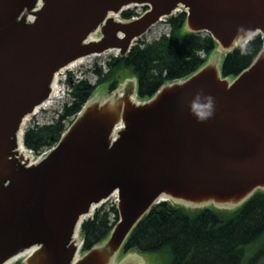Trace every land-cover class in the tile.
<instances>
[{
    "label": "water",
    "instance_id": "95a60500",
    "mask_svg": "<svg viewBox=\"0 0 264 264\" xmlns=\"http://www.w3.org/2000/svg\"><path fill=\"white\" fill-rule=\"evenodd\" d=\"M135 4L150 10L113 17ZM179 6L187 30L210 33L218 53L148 101L135 99L136 78L89 100L46 158L23 162L25 119L49 98L56 73L110 50L127 55ZM258 34L264 0H0V264L26 254L25 264H115L160 199L233 210L264 191V48L235 80L221 74L223 56ZM115 191L119 222L74 262L80 222Z\"/></svg>",
    "mask_w": 264,
    "mask_h": 264
},
{
    "label": "trees",
    "instance_id": "16d2710c",
    "mask_svg": "<svg viewBox=\"0 0 264 264\" xmlns=\"http://www.w3.org/2000/svg\"><path fill=\"white\" fill-rule=\"evenodd\" d=\"M132 11L122 16L129 19ZM170 36L152 43L139 42L127 56L107 61V72L96 67L95 85L81 80L72 86V102L66 104L52 125L28 128L25 145L35 151L57 143L97 87L106 86L110 94L121 84L123 72L138 79V99L148 100L167 82L185 79L203 67L215 54L218 43L209 33H191L186 16L168 19ZM262 35L255 36L245 48L236 47L222 63L223 77H236L248 68L263 49ZM72 119V120H71ZM116 220L119 218L117 209ZM111 210L98 208L94 217L82 224L85 250L104 242L115 224ZM127 248L148 254H169L171 264H264V191H257L241 207L219 211L214 207L190 213L180 206L161 202L133 230ZM23 264V263H19Z\"/></svg>",
    "mask_w": 264,
    "mask_h": 264
},
{
    "label": "rangeland",
    "instance_id": "374dc122",
    "mask_svg": "<svg viewBox=\"0 0 264 264\" xmlns=\"http://www.w3.org/2000/svg\"><path fill=\"white\" fill-rule=\"evenodd\" d=\"M128 9L136 15V14H141L145 10V7L144 6H131V7L127 8L126 10H128ZM115 18L126 20L122 17V14L116 15ZM169 30H170L169 23L167 21L166 22L163 21V22L157 24L156 26H154L153 28H151L149 30V32H147L143 37L135 40V44L139 43V42L152 43L156 40H159L160 37L165 35ZM215 53H218V48H217ZM118 55H119L118 52L112 51V52L104 53V54L99 55V56H95L91 60H88V61L84 62L83 64H81V66L78 67V69L75 68L74 70L76 72H72V73H74L77 76L76 79H86L91 84L95 85L97 83V80H98V75L95 72L96 67L97 66L102 67L104 69V71L106 72L107 71V63L106 62L109 61L112 57H116ZM128 78L132 79L133 76L129 75V73L123 72L120 80L122 81V83H124V81ZM64 85L66 86V96H64L65 94H63L64 93V87L61 85L63 87L62 93H60L58 97L54 98L52 104L41 109V111L37 115L32 116L26 122L25 129L37 127V126H45L47 124H52L53 122H55L59 118L58 116L64 111L65 105L70 104L72 101L71 95H69V93L71 91H70V86H69L68 82L65 81ZM120 86L118 88H120ZM109 95H111V94H110V90L108 87H106V86L97 87L94 95L92 96L93 97L92 99H94L97 96L103 97V99H104V98L109 97ZM65 124L68 127L71 124V121L67 120L65 122ZM113 199L114 198L108 200L101 207H105V209L110 208L113 204ZM186 209L190 213H195L196 211L199 210V208H197V207H189ZM220 210H222V209H219V211ZM110 219H111L112 223L115 222V220H116V212L115 211L111 210ZM145 255L146 256L143 255V259L139 260L141 262V264H144V263L145 264H171V256L169 254H148V253H145ZM25 258H26V256H22L20 259L15 261L13 264L23 263Z\"/></svg>",
    "mask_w": 264,
    "mask_h": 264
},
{
    "label": "bare ground",
    "instance_id": "6f19581e",
    "mask_svg": "<svg viewBox=\"0 0 264 264\" xmlns=\"http://www.w3.org/2000/svg\"><path fill=\"white\" fill-rule=\"evenodd\" d=\"M32 17V16H31ZM33 18V17H32ZM90 38H92V37H90ZM96 55H91V56H88V57H85V58H81V59H79L78 61H75V62H72L70 65H69V68H73V67H75V66H77V65H79V64H81V63H84V62H86V61H88V60H91L93 57H95ZM60 81H58L57 80V82H55L54 84H53V92H52V95H51V97L42 105V106H40V107H37V109L35 110V112L33 113V114H31V115H29L26 119H25V123L32 117V116H34V115H37L39 112H40V110H41V108H43V107H46V106H48V105H50V104H52V102H53V100H54V98L55 97H58V95L62 92V86H61V84L59 83ZM115 134L116 133H114L113 134V137H112V139L114 140V139H116V136H115ZM19 152L21 153V155H25L24 154V148L22 147V144L19 146ZM19 259V258H18ZM17 259H14V260H12V261H10L8 264H13L15 261H16Z\"/></svg>",
    "mask_w": 264,
    "mask_h": 264
},
{
    "label": "flooded vegetation",
    "instance_id": "af4514ba",
    "mask_svg": "<svg viewBox=\"0 0 264 264\" xmlns=\"http://www.w3.org/2000/svg\"><path fill=\"white\" fill-rule=\"evenodd\" d=\"M132 251H133L132 248H127V245L125 244L117 257V262L119 263L125 256H127L130 253H133Z\"/></svg>",
    "mask_w": 264,
    "mask_h": 264
},
{
    "label": "clouds",
    "instance_id": "9594fccd",
    "mask_svg": "<svg viewBox=\"0 0 264 264\" xmlns=\"http://www.w3.org/2000/svg\"><path fill=\"white\" fill-rule=\"evenodd\" d=\"M207 115L210 116L211 115V112H208Z\"/></svg>",
    "mask_w": 264,
    "mask_h": 264
},
{
    "label": "built area",
    "instance_id": "2783aa9c",
    "mask_svg": "<svg viewBox=\"0 0 264 264\" xmlns=\"http://www.w3.org/2000/svg\"><path fill=\"white\" fill-rule=\"evenodd\" d=\"M34 157V156H33Z\"/></svg>",
    "mask_w": 264,
    "mask_h": 264
}]
</instances>
